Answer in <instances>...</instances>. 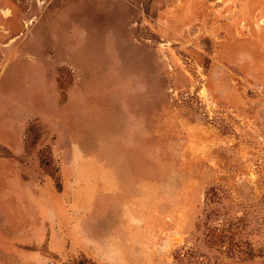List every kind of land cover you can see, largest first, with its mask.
<instances>
[{
	"label": "rangeland",
	"instance_id": "374dc122",
	"mask_svg": "<svg viewBox=\"0 0 264 264\" xmlns=\"http://www.w3.org/2000/svg\"><path fill=\"white\" fill-rule=\"evenodd\" d=\"M36 198L264 264V0H0V264H95Z\"/></svg>",
	"mask_w": 264,
	"mask_h": 264
},
{
	"label": "crops",
	"instance_id": "0c3cea01",
	"mask_svg": "<svg viewBox=\"0 0 264 264\" xmlns=\"http://www.w3.org/2000/svg\"><path fill=\"white\" fill-rule=\"evenodd\" d=\"M21 201L24 203L25 199ZM33 201L40 219L34 221L36 231L25 227L19 233H37L35 243L46 241L48 250L54 254L83 256L95 264H172V233H106L99 220L102 207L85 211L77 203L69 206L45 203L41 198ZM49 205L52 208L46 209ZM48 210L52 214L53 230L47 233L44 215ZM23 211L30 213L28 209L20 213Z\"/></svg>",
	"mask_w": 264,
	"mask_h": 264
}]
</instances>
